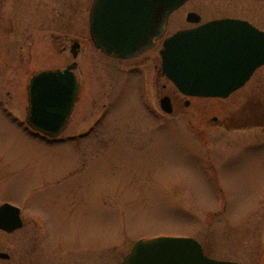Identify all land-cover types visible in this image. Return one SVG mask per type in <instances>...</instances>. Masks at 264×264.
Instances as JSON below:
<instances>
[{"label":"rangeland","instance_id":"obj_1","mask_svg":"<svg viewBox=\"0 0 264 264\" xmlns=\"http://www.w3.org/2000/svg\"><path fill=\"white\" fill-rule=\"evenodd\" d=\"M17 1L0 0V105L6 102L25 122L30 79L39 70L71 64L69 50L59 51L58 43L62 49L73 37L81 44L76 74L82 88L68 129L51 145L30 135L24 122L9 120L0 106V177L6 180L0 197L23 206L28 221L38 218L46 228L87 239L92 246L105 242L109 261L140 237H193L217 260L260 259L264 246L259 248L257 233L264 230V213L247 216L246 209L264 191V129L231 130L225 121L231 98L193 99L191 108L162 112L155 69L162 42L137 60L111 59L90 38L84 0H74L77 7L69 10L75 14L73 24L58 14V1L36 0L25 12ZM232 5L233 0L188 1L173 13L166 37L188 26L189 12H198L203 22L244 17L234 15ZM13 7L17 24H32L27 39L16 45L19 37H11L9 28ZM45 11L44 27L36 29L39 19L34 18ZM10 46L15 51L8 54ZM144 67L150 103L146 93L139 94ZM154 105L160 118L150 114ZM199 110L205 111L204 119ZM215 115L219 122L212 121ZM19 240L14 238L18 250L11 247L18 257ZM99 252L93 249L94 261Z\"/></svg>","mask_w":264,"mask_h":264},{"label":"water","instance_id":"obj_2","mask_svg":"<svg viewBox=\"0 0 264 264\" xmlns=\"http://www.w3.org/2000/svg\"><path fill=\"white\" fill-rule=\"evenodd\" d=\"M189 0H94L91 35L107 56L132 59L153 48L163 37L170 15ZM188 21L198 23L191 13ZM80 45L73 46L78 57ZM163 73L186 96L228 98L264 65V33L244 21L221 19L179 31L164 41ZM75 61L66 70L34 75L28 87L27 123L50 137L60 136L79 100L81 84ZM163 109L171 113L169 99ZM6 217V220H5ZM22 226L20 209H0V228ZM123 264H239L208 258L194 238L158 237L140 240Z\"/></svg>","mask_w":264,"mask_h":264},{"label":"flooded vegetation","instance_id":"obj_3","mask_svg":"<svg viewBox=\"0 0 264 264\" xmlns=\"http://www.w3.org/2000/svg\"><path fill=\"white\" fill-rule=\"evenodd\" d=\"M57 1L62 4V7L59 8L61 10H59V13H58L60 17L64 21H68L69 24H73L75 22V14L71 16V12L69 10L76 9L77 7L76 1L74 0H64V1L52 0L51 2H53V5H55ZM84 1H85V8L86 9L89 8L88 10L89 19L88 20H89V34L91 38L90 22H91V15H92L94 0H84ZM35 3H37L36 0H21V1H17L16 5L18 8L20 7L23 8V11L25 12V9H24L25 7L32 6ZM56 6H52L53 15H56V13H54V8H56ZM13 10H14V7L11 9V13L9 16V19H10L9 28L12 33L11 37L12 36L19 37L18 39L15 40L14 45H16V44H19L20 41H23L26 38L25 36L28 33V28H31L30 25L32 24L27 23L25 26H23L22 24H17L13 17ZM232 11L234 15H240V13L242 12L244 14V17L231 16L227 18H230L232 20L247 22L251 24L253 27H255L256 29L264 33V0H256L254 2L252 0H244L243 2L241 0H233ZM46 13L47 11H45V13L43 12L44 16L41 18L40 17L34 18L36 20L39 19V24L36 26L33 25L36 29H40L44 27L42 21L45 19ZM190 13H198V12L193 11V12H189L188 14ZM172 15L170 16L167 22L162 39L157 40L155 45L160 44L162 42V46H163V42L167 38L166 34L169 30V25H170V20H171ZM72 19H74V21ZM217 19H226V18H215V19H211V20L203 22L202 15H201V18H200L201 21L199 23H192V22L190 23L187 21L188 26H186L185 28L178 29L174 33L180 30L192 29L204 23L217 20ZM27 20H28V16H27ZM9 28L6 27L5 28L6 31H9ZM174 33H172L171 35H173ZM53 37L56 38L57 40H62V37L65 38L63 35L57 36L55 34H53ZM70 39L71 40L68 41L69 43L66 40L63 42L65 44L62 45V49H61V43H58L60 44L58 48L59 51L66 52L67 50H69L70 54L72 55L73 46L76 44H79L80 45L79 53H80L81 44L78 38L73 37ZM14 51L15 49H13V47L10 46L8 49V54ZM137 59H139V57L126 60V61L131 62ZM73 61H74V58H73ZM263 68H264V65L259 67L256 70V72L253 74V76L250 78V80L246 82L243 87H241L239 90L234 92L230 97H228V98H231L230 101H231L232 106H231V110L229 111L230 113L227 116V120L225 121L229 122L230 124L229 127L231 128V130L233 129V130L245 131V130H252L255 128L261 129V130L264 129V98L260 96V93L264 90V75H260V76L257 75V73ZM155 69L157 70V78H158V81L160 82V91L158 93V98H159L160 108L162 112H163V109L161 106V101H163L164 99H169L171 107H172V111H175V112L181 111L182 106L184 108L193 107L192 106L193 99H203V98H198V97H187L183 95L181 92H179L177 88L174 86V84L164 75L163 70H162L161 57L159 60V64L155 67ZM46 70H49V69H46ZM41 71L42 70H39V72ZM138 76L141 77V81L138 82L139 94H143V92L146 93L148 95L147 100L150 103V98L152 97H151V90H150L149 72L144 67L139 71ZM242 89H245V90L242 92ZM247 92L248 93L252 92V93L247 95L248 94ZM0 106H1V110L4 112L5 116L9 120H12V121L22 120V118H20L18 114H16L15 112L11 110L12 108L6 102H3V103L1 102ZM156 108L157 107L155 105L154 107L150 108V111H151L150 114L153 115L155 118L157 116L160 118L161 115L157 114ZM195 109H197L198 111L197 107H195ZM28 110H29V105L27 106L26 115L28 113ZM199 113L201 115V118L204 119L206 115L205 111L199 110ZM183 114L184 113H182V115ZM219 117L220 116L215 115L213 116V119L212 118L211 119L214 122H219L220 121ZM22 122L23 121H21L19 125L22 126ZM220 123H224V121ZM23 128H25L29 134L34 133V131L30 130L28 127H23ZM260 134H263V132H261ZM75 137L77 136H74V138ZM45 141H47V139ZM54 142H56L55 139L54 141H50V142L47 141L46 143L51 145V144H54ZM57 142H60V141H57ZM101 147H104V145H102ZM81 168L82 166H80V169ZM78 170L71 171L69 175H74L75 173H77ZM69 175L67 177H69ZM5 181L6 180L0 177V186L5 185ZM221 189L222 191H224L223 188ZM253 203H254V207L250 209H246V215L251 216V215L263 214L264 213V191H262V188H261V192L258 195V198H256ZM6 205H14V204L12 203V201L8 200L7 198L0 197V209L5 207ZM15 206L20 208V217L22 220V226L16 229L15 231H8L6 229L0 228V264H114L115 260H118L117 257L120 258L119 264H123L125 257L131 251V248L133 246V245L131 246L129 251L123 253L120 256H118V254L114 255V257H112L111 260L109 261L108 257L104 254L105 253L104 248L109 247L108 244L103 245L105 242L103 244L102 242L100 243L103 246L102 245L99 246L98 243H97V246H92L91 241L87 239H77L75 237H71L65 231L57 232L56 230H54V228H46V225L43 223V221H41L38 218L35 219L34 217H32L31 220L28 221L26 219L27 217L26 215H28L29 213H26L23 206L21 205L20 206L15 205ZM222 206H223V203H222ZM5 220H6V217H5ZM248 232H251V231H248ZM259 232L261 234L257 233V237L259 238V240L261 238V242L259 243L260 245L259 248L261 249L264 246V230H261ZM120 233L121 231H119V233L117 234L118 236L121 237ZM253 234L254 232L252 231L251 232L252 238H254ZM15 237H19L20 238L19 241H21L19 257L15 256L17 251L15 252V250H12L11 248L14 246V248L18 250V246L14 245ZM142 238L146 240L148 239L146 237H142ZM139 239H141V237L138 238L137 240ZM199 242L202 245L204 252L206 253L205 243L203 241H199ZM93 249L101 250V252H99L98 259H96L95 261L93 260V255H91ZM86 251L88 253H86ZM262 255L263 256L260 257V259H258L257 257H252L250 261L233 260V262L242 263V264H261V263L264 264V252H262Z\"/></svg>","mask_w":264,"mask_h":264}]
</instances>
